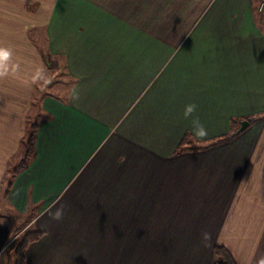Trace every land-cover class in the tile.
Segmentation results:
<instances>
[{"label": "crops", "instance_id": "1", "mask_svg": "<svg viewBox=\"0 0 264 264\" xmlns=\"http://www.w3.org/2000/svg\"><path fill=\"white\" fill-rule=\"evenodd\" d=\"M259 1L0 0V264L29 229L26 264H264Z\"/></svg>", "mask_w": 264, "mask_h": 264}, {"label": "trees", "instance_id": "2", "mask_svg": "<svg viewBox=\"0 0 264 264\" xmlns=\"http://www.w3.org/2000/svg\"><path fill=\"white\" fill-rule=\"evenodd\" d=\"M47 61V66L50 65L51 60H48V57L43 55ZM36 124L33 123L29 127V133L25 140L26 143V152L24 158L20 163L14 168L13 172L16 173L19 169L26 167L29 159L34 156V147H35V136H36ZM236 132H231L228 135H224L219 140H225L231 138ZM11 184V183H10ZM42 235V231L39 230H26L20 239H16L10 247V250L13 252V264H26L25 262V248L29 243L37 240ZM213 264H237L234 257L230 251L223 245L217 244L215 246V259Z\"/></svg>", "mask_w": 264, "mask_h": 264}, {"label": "rangeland", "instance_id": "3", "mask_svg": "<svg viewBox=\"0 0 264 264\" xmlns=\"http://www.w3.org/2000/svg\"><path fill=\"white\" fill-rule=\"evenodd\" d=\"M38 48L42 51V54L45 55V53L47 52V48L48 47H46L45 43H43L41 45V47H38ZM62 72L63 71L60 68L59 69H49V68H47L44 71V73L41 74V76L38 78V81H37L36 86L34 88L35 90H34V97L33 98H34V102L35 103L33 104L31 110L28 111L27 116H26V119H27V131H26L25 136L21 139L20 147H19L18 151L16 152V155L12 157V159H11V161L9 163L10 171L8 172V174L12 173L14 168L20 163V161L25 156V152H26L25 140H26V138L28 136V133H29V127H30L31 124L37 122V118H39V116H40L39 109H38L37 104H36L37 97L41 95L42 91L43 92H47L48 91V92L58 93V90H60V86H61V80L64 79V75H63ZM51 81L53 82L52 85L50 84ZM4 193H5V189L0 190V209H2V206H4V202H3L5 200ZM23 233L20 235L19 239L22 237ZM9 251H10L9 257H8V255H6L5 259H7V257L10 258L11 264H13V260H14L13 252L11 250H9Z\"/></svg>", "mask_w": 264, "mask_h": 264}, {"label": "clouds", "instance_id": "4", "mask_svg": "<svg viewBox=\"0 0 264 264\" xmlns=\"http://www.w3.org/2000/svg\"><path fill=\"white\" fill-rule=\"evenodd\" d=\"M7 53H4V52H0V56H6ZM192 111H194V106H189L186 110V113L185 115L187 116L188 114H190ZM197 135L200 136V137H204L207 135L206 131L203 129V127L200 128V130L197 132ZM56 219H59L60 218V213L58 212L56 214V216L54 217Z\"/></svg>", "mask_w": 264, "mask_h": 264}, {"label": "water", "instance_id": "5", "mask_svg": "<svg viewBox=\"0 0 264 264\" xmlns=\"http://www.w3.org/2000/svg\"><path fill=\"white\" fill-rule=\"evenodd\" d=\"M248 124H249V121H247V120L242 121L241 126L239 127L237 132L243 130Z\"/></svg>", "mask_w": 264, "mask_h": 264}, {"label": "built area", "instance_id": "6", "mask_svg": "<svg viewBox=\"0 0 264 264\" xmlns=\"http://www.w3.org/2000/svg\"><path fill=\"white\" fill-rule=\"evenodd\" d=\"M259 10L264 12V0L259 1Z\"/></svg>", "mask_w": 264, "mask_h": 264}]
</instances>
